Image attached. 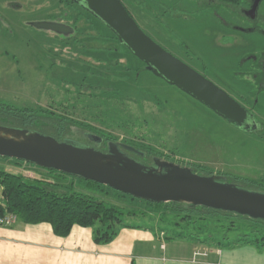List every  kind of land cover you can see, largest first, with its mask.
<instances>
[{
  "label": "rangeland",
  "instance_id": "obj_1",
  "mask_svg": "<svg viewBox=\"0 0 264 264\" xmlns=\"http://www.w3.org/2000/svg\"><path fill=\"white\" fill-rule=\"evenodd\" d=\"M122 2L144 33L229 95L241 100L256 94L250 71L253 59L264 55V34L239 29L254 25L238 7L215 0ZM258 9L264 16V0ZM37 21L73 24L76 33L37 28ZM258 25L264 29V20ZM116 59L118 64L109 63ZM82 79L98 87L80 86ZM0 103L50 109L117 141L198 167L199 174H220L227 182L247 178L256 184L253 190L264 192V89L253 108L263 129L238 127L146 69L100 20L70 0H0ZM0 168L55 179L116 204L122 222L141 225L136 228L143 233L157 231L170 249L183 242L194 257H205L224 236L236 240L246 231H225L224 217L184 224L171 212L74 176L53 178L32 163L0 157Z\"/></svg>",
  "mask_w": 264,
  "mask_h": 264
},
{
  "label": "water",
  "instance_id": "obj_2",
  "mask_svg": "<svg viewBox=\"0 0 264 264\" xmlns=\"http://www.w3.org/2000/svg\"><path fill=\"white\" fill-rule=\"evenodd\" d=\"M82 1L84 8L112 30L146 69L236 126L256 128L252 113L244 105L151 39L121 0ZM260 2L252 0L249 18L256 16ZM32 25L55 33L72 31L71 26L54 21H37ZM239 29L257 30L254 27ZM87 136L91 142L73 143L24 128L0 125V157L79 176L150 202H181L264 220V192L224 181L220 174H199L191 166L157 156L146 164L126 150L141 156L144 152L124 142L108 141L106 150L94 148L92 143L100 145L102 138L93 133Z\"/></svg>",
  "mask_w": 264,
  "mask_h": 264
},
{
  "label": "trees",
  "instance_id": "obj_3",
  "mask_svg": "<svg viewBox=\"0 0 264 264\" xmlns=\"http://www.w3.org/2000/svg\"><path fill=\"white\" fill-rule=\"evenodd\" d=\"M215 1L236 8L242 1L247 3L249 0ZM83 9L88 11L84 7ZM63 14L65 13L63 12ZM78 16L79 14L76 15V17ZM75 20H73V22H76ZM69 26L72 27L71 36H73L76 33L75 27L73 24H70ZM110 31L112 32V30ZM112 34L121 45L125 46L118 40L113 32ZM125 48L127 47L125 46ZM127 50L132 54L128 48ZM109 63L118 64L119 60H110ZM80 86L93 88L98 87L87 84L83 81V79L80 82ZM244 98L248 99V97ZM249 104L251 105L250 112L256 122L255 130L258 129L261 131L263 126L257 121L254 113L252 112L254 103L249 102ZM0 125L24 128L30 131H36L53 136L59 141H70L73 143L91 142L87 133H93L107 141H117L113 137L100 133L87 123L77 122V120L75 121L72 118H68L62 114H57L50 109H43L41 107H14L9 104L0 103ZM122 142L130 144L142 152L150 154L153 153L146 147L137 146L126 141ZM8 159H13L17 163L23 162L14 158ZM192 168L194 172L199 169L195 166ZM46 171L47 175L53 172L54 176L52 177L56 179H61V177L68 175L56 170L46 169ZM208 174H212V172H209ZM74 177L95 184L96 186H105L120 196L128 197L133 200H140L148 206H151L154 210H161V212H164L165 214L171 212L170 214L178 216L179 220L184 224L196 223L197 225H201L199 223L205 222V217H209L211 218L210 220L213 219L215 221L218 217H224L228 221L225 231H237L242 229V227H246V231L238 234V236H236V240L227 239L226 236L223 237L225 240H217L216 248L234 246L238 244H252L259 248L264 247V220L254 219L228 211L215 210L204 206H193L191 204L181 202H150L122 193L110 188L109 186L92 180H86L79 176ZM230 180L232 183L238 184L239 186L247 189H252V185H256L252 180L237 176H232ZM0 188V193L2 195L0 215L7 212L14 213L17 218L16 220H20L25 223L48 222L51 225L53 232L57 235H67L72 225L77 224L80 226L93 227L95 241L108 242L118 232L120 227L123 225H132L121 221L123 211L120 206L108 203L105 199L98 198L93 194L80 190L69 189V185L64 186L61 182L56 181L55 179L29 176L25 175L23 172H12L0 168ZM138 226L141 225H134L130 227L136 228ZM130 264H134V261L132 260Z\"/></svg>",
  "mask_w": 264,
  "mask_h": 264
},
{
  "label": "crops",
  "instance_id": "obj_4",
  "mask_svg": "<svg viewBox=\"0 0 264 264\" xmlns=\"http://www.w3.org/2000/svg\"><path fill=\"white\" fill-rule=\"evenodd\" d=\"M130 226L120 227L108 242H97L90 226L74 224L62 236L48 222L16 220L0 225V264H264V247L238 244L194 257L183 242L170 249L157 231L143 233Z\"/></svg>",
  "mask_w": 264,
  "mask_h": 264
},
{
  "label": "flooded vegetation",
  "instance_id": "obj_5",
  "mask_svg": "<svg viewBox=\"0 0 264 264\" xmlns=\"http://www.w3.org/2000/svg\"><path fill=\"white\" fill-rule=\"evenodd\" d=\"M71 1L74 2V3H76V4H79L82 7H84L82 0H71ZM248 2L246 3V6L239 5L238 8H239L240 11H242L243 13H245V15L247 16V18L249 20H251L252 24L254 25V28H256L260 33H262V31L264 29L261 26L258 25V21H259V19L264 20V16L263 15H260L259 12H258L259 9H257L256 16L253 19L249 18L248 10H249V8L251 6L252 0H249ZM258 8H259V6H258ZM258 59H259V61H258ZM257 61L259 62L258 63L259 65H257ZM252 67H253V69H252V71H250L251 72L250 75L252 77H256L255 78V81L257 82L256 84L258 85L257 86V92H256V94L251 95V96H249V95H242L241 100H237L236 99L242 105H244L249 111H251L250 110L251 105L249 104V102H251V103L253 102L254 103V105H253V108H254V106L257 103L258 94L264 89V55L263 56H260V57L258 56V58L255 59V60L253 59ZM254 67H256V68L258 67L259 72H256V71L253 72ZM244 97H248V99L247 98H244ZM252 112H253V109H252ZM107 142H108L107 140H104L102 138V141L100 143L101 149H103V150H106L107 149ZM126 153L129 154V155H131L134 158L140 159L141 161L145 162L146 164H150L151 161H152V157H154V156L160 157V158L165 159V160H169V161L176 162L175 160H172V159H170L168 157H165L164 155L157 154V153L150 154V153L144 152V155H142V156L141 155H138V154H136V153H134L132 151H129V150H126ZM176 163H181V162H178L177 161Z\"/></svg>",
  "mask_w": 264,
  "mask_h": 264
},
{
  "label": "built area",
  "instance_id": "obj_6",
  "mask_svg": "<svg viewBox=\"0 0 264 264\" xmlns=\"http://www.w3.org/2000/svg\"><path fill=\"white\" fill-rule=\"evenodd\" d=\"M1 191V188H0ZM2 203V195L0 193V204ZM16 215L14 213H5L0 215V225H11L16 221Z\"/></svg>",
  "mask_w": 264,
  "mask_h": 264
}]
</instances>
